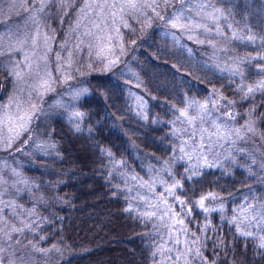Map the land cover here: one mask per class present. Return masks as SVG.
Instances as JSON below:
<instances>
[{
	"label": "rangeland",
	"instance_id": "374dc122",
	"mask_svg": "<svg viewBox=\"0 0 264 264\" xmlns=\"http://www.w3.org/2000/svg\"><path fill=\"white\" fill-rule=\"evenodd\" d=\"M223 1L237 0H0V264H54L63 256L41 233L48 227L41 212L46 200L26 171L56 154L41 124L54 118L74 127L81 122L76 107L88 95L85 74L119 70L130 84L132 111L146 119L149 104L124 61L122 43V30L140 23L161 24L187 61L210 82L226 80L240 102L236 106L209 90L202 98L184 97L166 121L172 140L167 159L132 149L137 171L123 161L114 165L127 209L147 227L153 264H212L179 194L182 179L207 171H240L249 186L237 204L230 200L229 212V198L207 194L203 207L199 198L203 218L219 214L238 234L264 245V134L244 105L264 90V77L246 85L239 63L244 54L255 58L262 38L231 22L234 9ZM231 41L235 49L227 47Z\"/></svg>",
	"mask_w": 264,
	"mask_h": 264
},
{
	"label": "trees",
	"instance_id": "16d2710c",
	"mask_svg": "<svg viewBox=\"0 0 264 264\" xmlns=\"http://www.w3.org/2000/svg\"><path fill=\"white\" fill-rule=\"evenodd\" d=\"M222 4L234 9L231 22L248 30L249 35L262 38L255 58L244 54L246 57L239 61L243 82L250 86L264 77V2ZM55 13L52 8L50 16ZM58 32L61 35L63 31ZM122 43L124 61L136 73L149 104L146 119L132 111L126 77L119 70H110L83 76L88 95L77 104L82 119L76 127L60 118L39 126L43 137L55 146L56 154L43 166L27 169L26 176L46 200L41 212L48 227L41 233L48 245L63 250L54 264H153L147 227L127 209L114 165L123 161L126 168L137 171L130 158L132 149L139 155L167 159L172 140L166 121L182 106L184 97L202 98L209 90L236 106L240 103L226 80L210 82L201 68L187 61L181 46L164 36L158 22L123 29ZM227 47L235 49L234 42ZM257 65L261 66L259 70ZM247 100L243 104L254 112L253 118L264 134V90ZM181 183L180 197L192 214L188 224L203 233L202 251L209 263L264 264V249L257 240L238 234L234 225L219 214L213 213L206 220L196 207L199 198L214 194L229 198L225 200L229 212L230 200L237 204L249 186L243 173L207 171Z\"/></svg>",
	"mask_w": 264,
	"mask_h": 264
},
{
	"label": "snow or ice",
	"instance_id": "6c2138e0",
	"mask_svg": "<svg viewBox=\"0 0 264 264\" xmlns=\"http://www.w3.org/2000/svg\"><path fill=\"white\" fill-rule=\"evenodd\" d=\"M253 91V89H249V92ZM76 115H79V113H77ZM179 185V182L177 181L176 184L174 185V187L178 186ZM208 197H202L201 200H200V206L203 207V203H204V200L207 199ZM181 203H183L181 201ZM207 211V209H206ZM261 247H264V245H261Z\"/></svg>",
	"mask_w": 264,
	"mask_h": 264
}]
</instances>
